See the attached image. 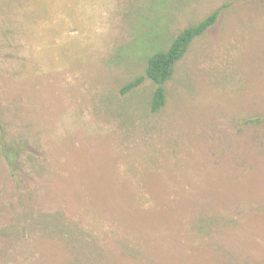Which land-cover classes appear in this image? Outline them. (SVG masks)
I'll use <instances>...</instances> for the list:
<instances>
[{"label":"rangeland","instance_id":"rangeland-1","mask_svg":"<svg viewBox=\"0 0 264 264\" xmlns=\"http://www.w3.org/2000/svg\"><path fill=\"white\" fill-rule=\"evenodd\" d=\"M0 128V264H264V0H0Z\"/></svg>","mask_w":264,"mask_h":264},{"label":"trees","instance_id":"trees-1","mask_svg":"<svg viewBox=\"0 0 264 264\" xmlns=\"http://www.w3.org/2000/svg\"><path fill=\"white\" fill-rule=\"evenodd\" d=\"M219 10H214L204 19L190 24L178 31V33L169 41L166 47L157 48L151 52L146 60L145 76L155 85V90L151 98V110L153 112L159 110L165 100L164 84L172 77L176 64L182 59L191 42L202 35L204 31L214 24ZM141 78L129 82L126 89L133 88L138 85ZM0 156L12 170L18 167L16 159L18 150L15 140H7L4 138L5 131L0 128Z\"/></svg>","mask_w":264,"mask_h":264}]
</instances>
